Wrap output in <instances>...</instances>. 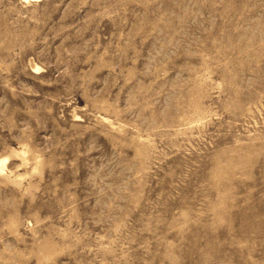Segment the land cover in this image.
Listing matches in <instances>:
<instances>
[{
	"label": "rangeland",
	"instance_id": "rangeland-1",
	"mask_svg": "<svg viewBox=\"0 0 264 264\" xmlns=\"http://www.w3.org/2000/svg\"><path fill=\"white\" fill-rule=\"evenodd\" d=\"M4 156L0 264H264V0H0Z\"/></svg>",
	"mask_w": 264,
	"mask_h": 264
},
{
	"label": "bare ground",
	"instance_id": "bare-ground-1",
	"mask_svg": "<svg viewBox=\"0 0 264 264\" xmlns=\"http://www.w3.org/2000/svg\"><path fill=\"white\" fill-rule=\"evenodd\" d=\"M25 1H28V0H25ZM32 69H34V71H35V69H36L35 65L34 66L32 65ZM7 161H8V157H5V156L4 157H0V173H3L6 170L5 167H6Z\"/></svg>",
	"mask_w": 264,
	"mask_h": 264
}]
</instances>
